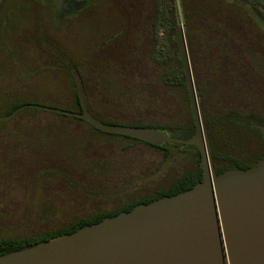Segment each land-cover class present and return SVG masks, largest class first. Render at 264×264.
I'll return each mask as SVG.
<instances>
[{"label": "trees", "instance_id": "obj_1", "mask_svg": "<svg viewBox=\"0 0 264 264\" xmlns=\"http://www.w3.org/2000/svg\"><path fill=\"white\" fill-rule=\"evenodd\" d=\"M30 1L54 12L60 0ZM179 7L190 40L215 171L252 167L264 159L262 135L251 127L264 126L263 0H180ZM178 10L177 0H89L71 21L83 37L77 54L41 30L35 37L36 64L17 72L9 68L10 74L21 88L31 91L39 75L62 77L66 100L47 106L82 112L72 73L76 70L84 84L88 111L95 119L155 128L188 140L196 126L174 41ZM256 26L262 33L254 32ZM16 55L17 50H12L8 62ZM4 68L7 65L0 66V74ZM29 103L40 104L32 98L21 99L2 116ZM11 122L17 123L16 129L0 130L4 190L30 187L46 198L13 220L21 232L0 237V256L186 191L203 179L201 154L192 145L169 142L157 146L102 132L79 118L34 108L21 111ZM74 123L88 131L75 130ZM251 142L257 146L253 158L232 153V149H247ZM142 146L163 152L164 159L177 164L182 157L174 150L192 149L196 167L178 173L174 167L166 170L165 160L155 164L142 155H131L134 150L129 148ZM35 157L41 159L37 164ZM48 170L51 176L41 184L34 181Z\"/></svg>", "mask_w": 264, "mask_h": 264}, {"label": "water", "instance_id": "obj_2", "mask_svg": "<svg viewBox=\"0 0 264 264\" xmlns=\"http://www.w3.org/2000/svg\"><path fill=\"white\" fill-rule=\"evenodd\" d=\"M62 4V13L64 8L78 11L86 0H60L57 7ZM174 41L196 126L195 135L188 140L170 137L155 128L112 125L95 119L88 111L84 84L76 70L72 73L82 112L29 103L7 116L0 115V121L34 108L79 118L102 132L157 146L169 142L192 145L201 154L202 181L72 234L1 255L0 264H264V159L247 169L216 173L190 40L183 25L176 27ZM251 127L258 129L264 140V126Z\"/></svg>", "mask_w": 264, "mask_h": 264}, {"label": "rangeland", "instance_id": "obj_3", "mask_svg": "<svg viewBox=\"0 0 264 264\" xmlns=\"http://www.w3.org/2000/svg\"><path fill=\"white\" fill-rule=\"evenodd\" d=\"M9 3L16 4L18 9L21 10L18 12L21 15L16 14L13 23L11 24V31L8 32L6 36V40L2 44V51L0 52V66L5 63L8 68H4L0 74V95L3 96L0 99V115L5 114L11 105L21 99L32 98L33 100L37 101L43 105H60L63 104L67 97V89L62 82V77L60 76H49V74L39 75L36 79L35 89L28 90V88L23 89L19 86V82L13 74H10V71L17 72L21 69H27L30 67L31 60H33L36 56V50L34 43H29L19 49L20 47L17 44H14V34L16 35L18 40H21L22 43L27 41V38H31V33L36 28L35 20L30 16H23V14H28L30 12V5L32 2L30 0H9ZM264 3V0H263ZM178 4V26L183 25V15L181 12V8L179 7L180 0H177ZM24 9V10H23ZM260 28V24H258ZM256 26L254 32L262 33V30ZM263 29V28H262ZM264 30V29H263ZM78 29V25L76 23H71L70 21L62 22L61 24L54 23L53 28L51 29V34L53 39L57 41L61 46H63L69 53L77 54L80 51L81 40L83 37L80 35ZM31 41V40H29ZM12 50H17V58L14 56L11 62L6 61L4 58L3 53L8 55ZM9 68L11 69L9 71ZM3 98V99H2ZM28 109V108H27ZM28 118V117H26ZM48 117H44L45 119ZM14 119V118H13ZM51 118L50 120H52ZM12 120V119H11ZM11 120L6 122L0 121V130H10L16 129L15 124L16 122H11ZM7 122H11L7 125ZM75 124V125H74ZM72 124V128L77 131L86 130L88 129L85 126L79 125L74 123ZM4 125V126H3ZM7 127L6 129L4 127ZM12 131V130H11ZM85 132V131H84ZM7 133V132H6ZM13 132H9L8 134H12ZM17 133V131H16ZM95 142H97L96 138H93ZM65 139H63L64 141ZM124 144V142H123ZM247 149H232V153L236 155L238 153L243 154L247 158L251 159L255 156V152L257 150V146L254 142H251ZM44 148V147H43ZM43 148H39L40 153H44L45 151ZM129 148V147H128ZM120 149V151H119ZM130 150H134L130 152L131 155H142V158H149L155 164L158 162L164 163L165 160V167L166 170L170 167H174L175 169H179V172H190L194 170L196 167V161L194 160L193 155L195 154L194 150H187L179 152L178 150H174L175 155H181L182 158L179 159L180 163H172L170 159H164L161 155L163 152L149 149L147 147L141 148H129ZM125 150V149H124ZM118 153L121 154L122 148L118 147ZM127 151V150H126ZM136 151V152H135ZM40 158H34V164L40 162ZM158 169V168H157ZM51 170L43 174H39V179L35 178L34 181L43 182V180L49 176ZM53 171V170H52ZM4 179L0 178V237L10 235V234H20L22 228H16L17 225L13 221L18 215L23 214L27 211V209L31 208V204L39 207L41 201L46 198V195H41L39 192H34L32 188H21V189H14L12 187L9 189L4 190L5 188ZM124 201V200H123ZM122 202V199L121 201ZM118 202V203H119ZM117 204V203H116ZM67 211V210H65ZM68 218V217H67Z\"/></svg>", "mask_w": 264, "mask_h": 264}, {"label": "flooded vegetation", "instance_id": "obj_4", "mask_svg": "<svg viewBox=\"0 0 264 264\" xmlns=\"http://www.w3.org/2000/svg\"><path fill=\"white\" fill-rule=\"evenodd\" d=\"M89 0H86V4L78 11L75 10H70L67 11V9L64 8V12L62 13V8H63V4L59 7L56 8V10L54 9V12L52 10V8H49V6H35L33 4H31L30 6V12H28V14H23V16H30L35 20V24H36V28L34 29V31L31 33V38L28 39L27 41H25V43H22L21 40H18L16 35L14 34V44L19 45L20 47H18L17 49L25 46L29 43H34L35 45V52H36V56H38L39 53V49H38V45L35 41V37L37 36V34L42 30L44 32H46L47 34H51V29L53 28L54 25V17L56 19V21L58 22V24L65 22V21H72L74 20L75 16L78 15L80 12H82L84 10V8L88 5ZM69 6V5H68ZM18 6L16 4L13 3H9V0H6L4 2V0L2 1L1 5H0V52L2 51V44L3 42L7 39L6 36L8 34V32L11 31V24L14 21L15 15L19 14L18 12L21 10L20 8H17ZM67 8V7H66ZM24 10V9H23ZM21 15V13L19 14ZM52 35V34H51ZM31 40V41H29ZM11 52V51H9ZM10 55V53L8 55H5L3 53L4 58H6V61L8 60V56ZM35 59V58H34ZM31 60L30 66L32 64H36L35 60ZM5 66V63H4Z\"/></svg>", "mask_w": 264, "mask_h": 264}]
</instances>
